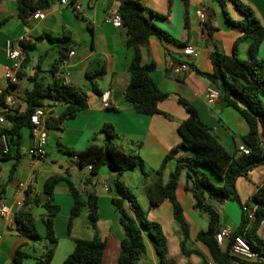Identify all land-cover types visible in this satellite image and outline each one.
I'll list each match as a JSON object with an SVG mask.
<instances>
[{
    "label": "crops",
    "instance_id": "0c3cea01",
    "mask_svg": "<svg viewBox=\"0 0 264 264\" xmlns=\"http://www.w3.org/2000/svg\"><path fill=\"white\" fill-rule=\"evenodd\" d=\"M139 1L145 7L144 14L156 25L171 33L178 42H185L187 46L191 45L198 51L196 56L190 58L192 68L186 72L176 73L173 69L176 62L173 57L178 59L183 56L184 46L155 35L151 38L149 46L142 47L143 62L149 63L152 60L156 62V69L152 73L153 78L160 89L170 94L159 104L165 114L139 113L126 96V88L130 81L128 69L135 50L126 44V27H116L111 20L118 13L121 0H76L81 5L80 10L75 8L72 1L63 3L61 0H54L48 9L43 10V17L32 16L26 21L17 16L18 0H1L0 103L1 94L7 88L3 73L11 64L6 52L7 43L12 42L17 45L22 40L35 45L29 55L23 52L22 76L15 88L22 92L24 89L20 88V82L23 77L27 76L29 79L38 71L43 76V72L51 70V67L48 69L47 65L52 66L59 56L58 42L48 37H40L47 33L55 38L70 36L72 38L70 51H74L60 65L59 72H51L52 80L47 83L61 79L62 82L82 91L87 97L88 105L75 117L66 119L60 124V134L55 135L56 143L48 142L50 148L46 158L36 159L28 153L33 143L30 127L22 129L21 156L14 172L11 169L17 160L10 159L13 162L9 173L5 175L1 167L0 152V183L6 185V194L0 202L12 208L15 218V212L19 208L16 204L18 197L16 191L18 183L23 181L28 185L32 197L40 200L37 208H44L43 203L47 197L44 192L46 180L51 175L69 172L70 178L82 190L85 197L91 192L98 194L99 206L97 232L89 224L88 208L85 207L75 219L72 236L92 239L97 234L107 244L102 264H118L121 239L124 236L119 212L113 200V197L118 194L116 189L118 174L109 166L103 165L94 182L88 183L89 170L80 168L76 159L65 152L69 149H84L93 143L104 144L106 136L101 132V128L105 123H112L120 134L114 142L125 151L139 154L143 158L142 167L124 172L121 178L134 191L147 211L148 217L161 223L168 238V256L174 258L177 264H200L203 260L200 254L188 255L182 249L181 241L184 235L180 223L174 216L172 201L166 198L160 204L153 205L150 198L151 186L157 178L156 171L161 167L165 156L180 143L179 124L189 116L186 107L179 102V98L186 99L197 108L201 119L212 127L214 134L231 154L239 155V148L246 145L243 139L249 131L246 119L238 110L226 105L221 99L209 102L206 91L213 84L209 78L197 71V69L203 72L213 70L211 53L214 48L232 54L235 40L241 32L226 19L218 0H190L188 28L185 21L186 8L182 0H172L171 3L169 0ZM243 1L253 7L264 25V0ZM228 8L233 18H243L234 5L229 4ZM200 10L206 13L205 21H202L198 15ZM7 17L9 19L4 22ZM249 44V39L240 43L239 53L242 58L250 57ZM45 55L51 57L47 64ZM259 58H264V41ZM108 89L112 91V106L106 108L101 101V95ZM261 96L264 101V92ZM25 105L24 102L22 108ZM183 155L191 156L192 151L182 149L175 158L167 162L162 176L164 183L168 182L171 173L175 170L177 157ZM201 169L214 181L222 183L209 168L201 167ZM263 183L264 164L254 167L247 176H240L237 187L242 201L244 203L250 201ZM190 184L187 171L183 170L176 196L184 208L189 225L192 245L188 249L199 250L209 260L208 264H216L211 259L208 247L197 239L198 233L208 228L209 215L194 207V196L187 188ZM210 200L221 215L220 230L230 228L235 232L242 222L241 205L230 199L219 201L210 198ZM54 202L60 205V211L55 217L58 243L50 264H63L75 247V241L68 229L74 198L66 181L57 184ZM125 204L129 212L133 214L130 203ZM39 215L43 218H35L36 223L41 220L46 227L44 216H42L44 214ZM262 230L264 233V222L259 231ZM45 234L46 231L43 236ZM0 236V264H9L22 244L32 247L37 254L43 253L40 247L35 248L34 241L16 231L15 222L10 224L1 213ZM146 246V253L138 264H162L148 236H146ZM186 257L189 259H185ZM180 258L181 260H178ZM35 261V256L32 255L24 259L26 264H35ZM232 264L240 263L234 261Z\"/></svg>",
    "mask_w": 264,
    "mask_h": 264
},
{
    "label": "trees",
    "instance_id": "16d2710c",
    "mask_svg": "<svg viewBox=\"0 0 264 264\" xmlns=\"http://www.w3.org/2000/svg\"><path fill=\"white\" fill-rule=\"evenodd\" d=\"M54 0H18L17 16L26 21L38 10L48 9ZM76 2V0H71ZM172 0H169L171 3ZM186 8L185 21L189 27L190 0H182ZM222 6L226 19L241 32L235 40L232 54L214 48L211 53L213 70L211 72L197 71L210 79L212 84L221 91V100L228 106L238 110L246 119L249 131L244 136L245 144L251 148L250 153L231 154L222 144L211 126L207 125L200 117L197 108L184 98H179L189 116L178 127L181 136L180 143L172 148L165 156L161 167L156 171L157 178L151 186V203L160 204L166 198L173 203L174 216L181 225L184 235L181 241L183 251L190 255L200 254L203 258L200 264H208L209 260L196 249H188L187 242L190 240L189 225L184 214V208L176 196L180 176L183 170L187 171L190 181L188 189L194 196V207L209 215V225L201 230L197 239L203 242L209 249L211 259L216 264H232L237 261L240 264L247 262L243 257L232 252V240L219 244L216 233L220 230L221 215L215 208L210 198L219 201L227 199L237 201L242 209L244 205L255 206L256 215L251 219L243 210L242 222L235 234L243 235L251 246L259 251L264 257V237L258 232L264 221V183L258 188L250 201L244 203L238 191L237 181L240 176H247L256 166L264 164V150L260 143V137L264 135V101L261 94L264 92V58H259L260 49L264 41V25L257 16L251 5L243 0H218ZM1 2V0H0ZM229 4L243 15L242 19H235L229 11ZM144 5L139 0H121L118 13L122 16L123 24L127 29L126 44L133 47L135 54L129 65L130 81L126 88V96L137 112L142 114H165L159 107L160 102L169 97V93L160 89L153 78L156 62H143L142 47L149 46L153 36H158L186 47L185 42H178L168 31L156 25L144 14ZM9 17L4 19L7 21ZM1 24V23H0ZM40 37H48L58 42L59 56L51 66V72L57 73L68 58L72 48V38L68 35L52 37L43 34ZM249 39L250 44L248 59L242 58L239 53V45L243 40ZM22 51L29 55L35 47L34 44L20 41ZM174 61L178 59L173 57ZM195 68V67H194ZM22 76L20 71V77ZM32 86L21 92V98L25 102L24 108L14 109L6 114V126L4 131L8 138L10 150L1 153V160L16 159L12 166V172L18 167L20 160V145L22 129L31 126L30 116L35 109L46 101L57 100L60 102L58 116L48 120V129L60 128L66 119L75 117L84 110L88 103L86 95L76 90L61 79H55L53 83H47L39 71L29 77ZM6 90L1 94V102L5 97ZM101 132L106 136L104 144L93 143L84 149H69L68 154L73 156L80 168H86L89 164L92 168L87 176L88 183L94 182L103 165L109 166L117 172L116 189L118 194L113 197L119 212L120 223L124 229L121 239V252L118 264H138L146 253V236L150 238L162 264H177L176 260L168 256V238L164 233L160 222L151 220L147 211L140 203L138 197L121 178L126 171L134 170L143 166V158L136 153L127 152L118 146L114 140L120 136L112 123H105ZM192 151L191 156H178L175 170L171 173L167 183L163 182V170L167 162L175 158L182 150ZM201 167H207L222 181L217 183L209 174L202 171ZM66 181L74 198L71 214L68 222L69 234L75 241L74 250L65 258L63 264H102L106 241L95 234L92 239L72 236L75 219L80 215L83 208H88L89 224L97 232L99 221L98 194L91 192L87 197L70 178V173L51 175L45 182L44 192L46 200L44 220L46 234L42 236L38 230L34 216V208L40 204L37 197H32L29 187L23 204L15 212L16 231L31 239H46L44 252L35 256V264H50L58 243L55 229V217L60 211V205L54 202V191L57 184ZM6 194V185L0 183V200ZM129 202L133 214L126 207ZM20 245L9 264H23L24 259L31 256ZM264 264V261H263Z\"/></svg>",
    "mask_w": 264,
    "mask_h": 264
},
{
    "label": "built area",
    "instance_id": "2783aa9c",
    "mask_svg": "<svg viewBox=\"0 0 264 264\" xmlns=\"http://www.w3.org/2000/svg\"><path fill=\"white\" fill-rule=\"evenodd\" d=\"M63 3H70L71 0H61ZM77 10L81 9V5L78 2L74 3ZM198 15L202 21H205L206 13L204 10H200ZM43 10H38L33 14V17H43ZM112 23L116 27H123V19L119 13H116L112 17ZM7 56L11 60V64L6 67L3 73V79L7 84L6 94L2 102L0 103V152L7 153L10 150L8 138L4 128L6 126V114L14 109L22 108L23 99L21 98V92L15 90L20 81V71L22 69L24 54L20 44H14L12 42L7 43L6 48ZM74 51H70L69 55ZM198 54V51L191 45L184 47L183 56L179 57L174 63V71L176 73H182L189 71L192 67L190 64V58ZM67 80V78H66ZM66 83V82H65ZM112 91L110 89L104 91L101 95V101L104 107L109 108L112 106L111 101ZM206 98L209 102H215L221 99V91L214 85L209 86L206 91ZM60 102L57 100L46 101L43 105L37 107L30 116L31 121V133L33 137V143L28 149V153L36 159H44L48 155V120L52 117H57L59 112ZM260 143L264 150V135L260 137ZM240 153L248 154L251 148L247 145H243L239 148ZM92 165L89 164L86 169L90 170ZM28 185L20 181L17 188V200L16 204L20 207L25 199L26 190ZM243 210L249 215L251 219L255 218L256 207L244 205ZM0 213L6 217L10 224L15 222V218L12 213V208L4 202H0ZM264 222V221H263ZM1 237V236H0ZM216 239L219 244H224L226 241L232 240L231 250L233 253L240 255L247 262L242 264H263V255L255 250L247 239L241 234H235L230 228H223L216 233Z\"/></svg>",
    "mask_w": 264,
    "mask_h": 264
},
{
    "label": "rangeland",
    "instance_id": "374dc122",
    "mask_svg": "<svg viewBox=\"0 0 264 264\" xmlns=\"http://www.w3.org/2000/svg\"><path fill=\"white\" fill-rule=\"evenodd\" d=\"M51 53V52H50ZM45 57H46V64H47V62L51 59V57H50V55H45ZM44 57V58H45ZM51 67V65H47V68L49 69ZM27 72H28V70H27ZM43 76H44V78H45V80H46V82H50L52 79H51V76H52V73H51V71L50 70H48V71H45V72H43ZM31 86H32V83H31V81H30V79H28V77L27 76H25V77H23V80H21V82H20V88H22V89H27V88H31ZM20 92V91H19ZM48 132H49V136H48V142L50 143L51 142V144H55L56 143V139H55V135L57 134H60V130L59 129H56V128H52V129H48ZM56 135V136H57ZM52 147H54V146H52ZM47 148H50L48 145H47ZM50 153H52V151H50ZM12 162H13V160H5V161H2L1 162V167H3V169H4V173H5V175H7L8 173H9V170H10V167H11V165H12ZM35 211H34V216H35V218H37V219H41V218H43V217H40V213L41 214H45V211L46 210H44V208H37V206L35 207V209H34ZM42 216H44V215H42ZM37 227H38V230H39V232L41 233V235L43 236V234L45 233V231H46V227H45V225H44V223L40 220V222H38L37 223ZM262 237H264V233H263V230L262 231H259L258 232ZM32 241H34L33 243L35 244V248H41V252H44L43 250H45V247H44V244H45V242L47 243V240L46 239H41V240H32ZM192 245V243H191V241L189 240L188 242H187V246L188 247H190ZM23 250L24 251H26L27 253H30L32 256H39V255H41V253H36V251H35V249H33L32 247H29V246H27V245H24L23 247ZM185 259H189V257H186ZM178 260H181V258L180 259H178ZM24 264H26L25 262H24Z\"/></svg>",
    "mask_w": 264,
    "mask_h": 264
}]
</instances>
